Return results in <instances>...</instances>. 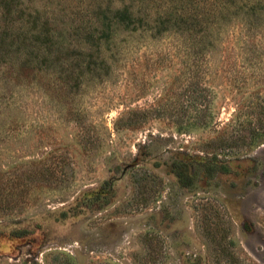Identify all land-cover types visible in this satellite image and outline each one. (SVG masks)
Returning <instances> with one entry per match:
<instances>
[{"label":"rangeland","instance_id":"1","mask_svg":"<svg viewBox=\"0 0 264 264\" xmlns=\"http://www.w3.org/2000/svg\"><path fill=\"white\" fill-rule=\"evenodd\" d=\"M13 1L11 40L68 33L54 6ZM249 33L230 21L203 61L173 33L121 41L64 98L2 46L0 264H264V143L241 139L264 130V28Z\"/></svg>","mask_w":264,"mask_h":264},{"label":"trees","instance_id":"2","mask_svg":"<svg viewBox=\"0 0 264 264\" xmlns=\"http://www.w3.org/2000/svg\"><path fill=\"white\" fill-rule=\"evenodd\" d=\"M13 2L0 0V10L8 9ZM29 3L33 5L28 8L30 17L38 18V11L33 10L36 3L34 0ZM48 5L62 14L63 25L68 29L66 35H49L43 43L45 39L36 29L34 33L19 32L15 35L16 41L11 40L7 31H11L8 26L13 13L4 10L0 11V49L16 42L21 45L22 65L32 68L35 76L40 74L55 81L50 89L61 93L59 98L65 97L62 93L71 80L79 82L96 67L106 68L108 73L112 64L110 59L116 55L121 41L152 39L163 33H173L184 46L187 57L203 61L204 55L219 40L222 27L230 21H242L247 34H258L264 28V0H37L39 13H42L41 7ZM17 15L14 13L15 17ZM69 31L71 40H68ZM248 43L259 47L253 39ZM64 52L66 56H63ZM196 92L201 104L204 95L200 90ZM134 113L130 112L127 117L131 118V123L139 121V117L134 118ZM137 114L141 116L144 112ZM241 139L248 148L260 146L264 143V130H251ZM215 171L212 166L208 173L212 175ZM175 172L180 185H191L186 164H177Z\"/></svg>","mask_w":264,"mask_h":264}]
</instances>
